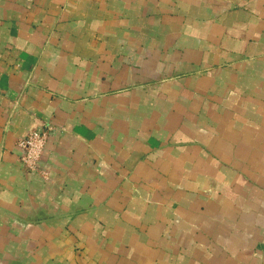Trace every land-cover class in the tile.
Segmentation results:
<instances>
[{
	"label": "crops",
	"instance_id": "crops-1",
	"mask_svg": "<svg viewBox=\"0 0 264 264\" xmlns=\"http://www.w3.org/2000/svg\"><path fill=\"white\" fill-rule=\"evenodd\" d=\"M0 264H264V0H0Z\"/></svg>",
	"mask_w": 264,
	"mask_h": 264
},
{
	"label": "built area",
	"instance_id": "built-area-1",
	"mask_svg": "<svg viewBox=\"0 0 264 264\" xmlns=\"http://www.w3.org/2000/svg\"><path fill=\"white\" fill-rule=\"evenodd\" d=\"M50 130L49 126L35 128L20 140V144L25 148V152L22 155L25 168L30 172L39 173L43 176H46V172L40 162L43 150L51 134Z\"/></svg>",
	"mask_w": 264,
	"mask_h": 264
}]
</instances>
